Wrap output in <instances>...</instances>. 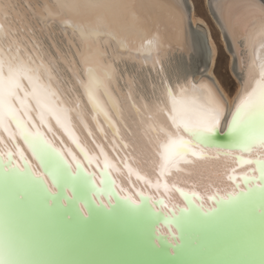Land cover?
<instances>
[{
	"label": "bare ground",
	"instance_id": "bare-ground-1",
	"mask_svg": "<svg viewBox=\"0 0 264 264\" xmlns=\"http://www.w3.org/2000/svg\"><path fill=\"white\" fill-rule=\"evenodd\" d=\"M203 1L218 29V38L229 54V68L237 81L233 95H229L215 72L219 56L218 40L212 31V25L206 19L207 16L204 17L198 12L195 0H104L117 5L131 3L143 6L138 8V11L141 14L150 11L154 22L132 32L123 33L104 28L103 17H98L96 22L100 25L102 33L98 36L83 32L81 27L84 23L83 17L67 12L50 15L58 12L57 0H3L5 3H11L13 8L10 9L7 18L0 15V44L6 40L12 41L13 51L18 49L19 54L25 59L29 53L35 59L36 51H40L44 64L51 69L54 77L51 80L52 86L73 109L72 121L81 142L90 152L100 156L101 165L102 156L98 145H103L105 152L120 169L118 172H112V176L120 185L119 188L114 187L116 192L120 196H126L125 192L121 191L126 189L127 195L133 201L139 200L138 192L148 193L155 209L158 205L153 203L152 198L161 196L167 199L170 206H175V211L178 206L186 207L184 195L176 186L199 193L203 204L200 207L210 208L213 203L209 197L217 195L216 192L226 197L228 192L237 191L235 184L237 181L230 178L233 173L240 177L249 173L253 167L240 165L235 157L231 159L223 156L218 159L189 157L190 162H182L178 168L170 170L163 176L159 171L157 140L167 138L160 126L173 134L187 135L183 129L178 130L170 119L171 102L168 97V86L178 93L180 85L191 87L192 84L199 85L207 80L226 102L225 116L219 127L223 130L245 91V81H248L250 88L259 78V59L264 57L262 30L264 15L248 9L246 5L252 2L264 4V0ZM46 5L49 7L46 8ZM153 5L158 7L150 8ZM175 14L180 17L178 30L172 23ZM226 21L231 26V31L226 29ZM161 36L166 41V47L157 56ZM101 66L113 70V78L106 83L108 91L120 106V114H117L104 88H99L97 95L116 121L119 127L118 135L115 129L109 126L106 118L94 110L81 84V81L86 82L88 79L89 67L102 75ZM249 72L252 73L251 77ZM40 75L46 78L43 68ZM22 84L24 88L30 90L31 85L26 78L22 80ZM80 110L84 112L87 128L79 119ZM150 114H154V119ZM32 115L39 123L38 113L34 111ZM97 118L99 127L102 125L104 128L102 133L98 131L94 122ZM50 124V132L45 126L49 138L59 147L71 148L79 159L84 160L83 154L54 118L50 120ZM151 124H155L156 127L154 129L149 127ZM89 128L92 135L88 134ZM236 134L239 137V134ZM0 136L9 144L12 143L6 132L0 130ZM17 142L23 149L26 160L39 170L38 161L24 141L17 137ZM259 151V149L254 151L252 155L256 156ZM12 158L11 163H8L10 165L16 164L19 159L18 156ZM6 160L8 158L0 157V164L2 163L4 168H7ZM129 166L132 171H129ZM84 169L90 174H96L91 175L95 186L99 187L100 182L104 181L103 192H107L108 173H103V179H98L102 174L94 164L85 163ZM70 170L74 172L75 167ZM141 176L147 179H141ZM157 180L161 183L167 182L170 191L166 192L163 187L154 188L153 184ZM256 181L258 182V179ZM247 182L252 183L251 180ZM238 186L244 188L243 180ZM103 192H100V195L104 201ZM192 201L200 204L196 197H192ZM160 209L168 214V208H164L162 204ZM159 228L162 232L167 231L163 225Z\"/></svg>",
	"mask_w": 264,
	"mask_h": 264
},
{
	"label": "snow or ice",
	"instance_id": "snow-or-ice-1",
	"mask_svg": "<svg viewBox=\"0 0 264 264\" xmlns=\"http://www.w3.org/2000/svg\"><path fill=\"white\" fill-rule=\"evenodd\" d=\"M48 7L46 5V8ZM142 7L131 3L111 4L104 0H57L58 12L50 13V15L67 12L77 17H83L84 23L81 26L83 32L98 36L102 34L100 25L96 22L98 17H103V27L112 32L128 33L153 23L150 11L144 14L138 11V8ZM156 7L158 6H150V8ZM246 7L264 15V4L252 2ZM12 8L11 3L0 0V15L4 18H7ZM172 23L178 30L180 26L178 14L174 15ZM225 27L231 31V26L227 21ZM262 30H264V25H262ZM5 36L7 37V33ZM88 46H91L90 43ZM165 47L166 41L161 36L157 56L164 51ZM35 57L34 59L33 55L29 53L28 58L25 59L19 54L18 49L13 51L12 41L6 40L5 43L0 44V130L6 132L12 141L9 144L3 136H0V157L7 159L18 156L16 166H19V172H27L34 177L41 178L52 193L57 191L53 182L55 176L50 178L45 172V167L50 168L53 173H58L61 165L70 166L71 169L73 167L84 169L85 163L94 164L101 173H108L109 192L113 187L119 188V182L112 176V172H118L120 169L105 152L103 145H98L102 156L101 165L100 156L90 152L81 142L72 121L73 109L64 102L59 92L52 86L51 80L54 77L51 74V69L44 64L40 51H36ZM87 62L88 58H86ZM205 67H207V63H205ZM41 68L45 70L46 78L41 77ZM101 71L102 75L89 67L88 79L86 82L81 81V84L94 110L106 118L109 126L115 129L118 135L119 127L116 121L113 120L97 95V90L104 88L111 103L115 106L117 114H120V106L116 98L108 91L106 83L107 80L113 78V70L101 66ZM251 75L252 73L249 72V77ZM25 78L31 85L30 90L24 88L22 84V80ZM178 87L179 92L177 93L172 90L171 86H168V97L171 102L169 116L175 127L178 130L183 129L187 135L173 134L162 125L160 126L167 136L166 140H157L158 167L161 176L178 168L182 162H190L189 157L218 159L223 156L228 159L237 158L240 165L253 166L249 173L240 177L233 173L230 178L237 181L238 184L242 180H264V57L259 59V78L250 88L248 81H245V91L228 121L227 131L238 133L240 137L239 143L234 146H219L214 142L215 134L225 116L226 102L217 94L213 86L205 80L199 85L192 84L191 87L180 85ZM34 111L38 113L39 123L33 118ZM150 116L154 119V114H150ZM53 118L75 143L83 154L84 160L79 159L71 148L59 147L49 138L50 120ZM79 119L84 122V126L87 128L83 110L79 111ZM96 122L99 125V118ZM45 126H47L48 132L45 131ZM149 127L154 129L156 125L151 124ZM100 131L104 132L102 125ZM88 134L92 135L90 128ZM17 137L24 141L38 161L41 166L39 170L26 160L25 153L17 142ZM113 143L115 145V137ZM258 149L260 150L258 154L253 156L252 153ZM21 161H24V165H21ZM129 171H132L131 166H129ZM91 175L95 176L96 174L91 173ZM137 175L140 174L137 172ZM140 178L147 179L144 176ZM98 179H102V177H98ZM149 183L151 182L149 181ZM153 187L156 189L163 187L166 192L170 191L168 183H161L159 180L153 184ZM176 187L189 200L192 197H199L197 192H189L187 189ZM260 187L264 188V183ZM99 191L103 192L104 188L100 187ZM121 191L127 195L126 189H121ZM140 194L148 195L143 192ZM217 195H212L209 199L216 200ZM231 195H236V192H232ZM152 199L153 203L158 202L166 209L170 207L164 196ZM134 202L139 203V201ZM171 207L175 208V206ZM85 214H87V210H85ZM171 218L167 221L169 224H171ZM28 255L29 249L12 227L4 207V228L0 231V264H28Z\"/></svg>",
	"mask_w": 264,
	"mask_h": 264
},
{
	"label": "water",
	"instance_id": "water-1",
	"mask_svg": "<svg viewBox=\"0 0 264 264\" xmlns=\"http://www.w3.org/2000/svg\"><path fill=\"white\" fill-rule=\"evenodd\" d=\"M227 128L218 129L216 145L239 143ZM11 160L7 168L0 164V231L5 207L29 249L28 264H264V180H243V189L235 182L236 195L218 193L210 208L200 207V195V204L184 196L186 207L170 206L166 214L140 192L135 203L113 187L103 192V201L99 188L105 182L95 186L90 173L71 172L67 165L58 173L45 167L55 176L52 193L41 178L8 164Z\"/></svg>",
	"mask_w": 264,
	"mask_h": 264
},
{
	"label": "rangeland",
	"instance_id": "rangeland-1",
	"mask_svg": "<svg viewBox=\"0 0 264 264\" xmlns=\"http://www.w3.org/2000/svg\"><path fill=\"white\" fill-rule=\"evenodd\" d=\"M195 3L197 6V9L199 10L198 12L201 15L203 14L202 16H204V17L207 16L206 19L209 20L210 25H212V27H211L212 31L218 40L219 56H218L217 64L215 67V72H216L217 76L219 77V79L221 80L224 88L229 93V95H233L235 90H236V87H237V81L234 78V76L232 75L230 68H229V54L225 50L223 44L220 42V40L218 38V36H219L218 29H217L215 23L213 22L211 15H210L204 1L203 0H195Z\"/></svg>",
	"mask_w": 264,
	"mask_h": 264
}]
</instances>
